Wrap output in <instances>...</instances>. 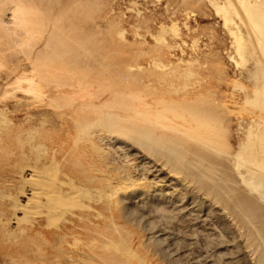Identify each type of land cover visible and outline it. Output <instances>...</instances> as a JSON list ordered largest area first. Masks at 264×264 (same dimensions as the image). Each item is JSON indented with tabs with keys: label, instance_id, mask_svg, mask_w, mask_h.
Masks as SVG:
<instances>
[{
	"label": "rangeland",
	"instance_id": "374dc122",
	"mask_svg": "<svg viewBox=\"0 0 264 264\" xmlns=\"http://www.w3.org/2000/svg\"><path fill=\"white\" fill-rule=\"evenodd\" d=\"M0 264H264V0H0Z\"/></svg>",
	"mask_w": 264,
	"mask_h": 264
},
{
	"label": "bare ground",
	"instance_id": "6f19581e",
	"mask_svg": "<svg viewBox=\"0 0 264 264\" xmlns=\"http://www.w3.org/2000/svg\"><path fill=\"white\" fill-rule=\"evenodd\" d=\"M250 3L253 4V2H249V4ZM255 4H253V5H255ZM16 14H17L18 19H23L24 22H26L25 11L23 9H18ZM23 84H26V87H23L22 86ZM62 87H64V86L61 85V84H56L55 85V84H51V83H45V82H43L41 80L40 81L36 80V75L35 76H31V77H29V76L26 77L25 76L22 79L18 80V88L20 90H22V91H25L26 93H30V94H33V95H37L38 90H39V93H47L49 95H51V94L55 95V93H59V94L61 93L62 94V92H63L61 90ZM251 132H252V130H251ZM252 134L253 133H251V136H252ZM182 135H184V134H182ZM261 140H262V138H261ZM239 164H240V162H239ZM251 166H249V167H251ZM253 167L249 168V171L252 172V173H254L256 171V169L253 168ZM245 168H247V167H245ZM30 171L32 172V178H30L31 179L30 183H32V184L35 183L37 185L36 187H38V188H36L35 186L32 188L31 195L28 197V199H27L28 201H27L26 204L18 205L17 202H14V203H16V205H18V206H16L17 208L15 209V213L18 211V212L23 213L25 216H28V214L31 213L30 211L34 210V211H37L36 214L39 213V215L42 214L45 217H48V218L52 219V218H56V217L65 216L66 214H70L71 210L73 208H78V209H81V210L83 208H85L84 204H81L79 202H82V200H85V199L88 198V196H86L87 193H85L87 191L85 190V192H84L83 191L84 189L82 190L79 186H77V184L74 183L72 179L63 181V180L58 179L55 175L48 174L49 171L45 173V172H42L41 170H39L37 168H34L33 170L31 169ZM257 173H258V171H257ZM260 173H262V172H260ZM260 173H258V174L260 175ZM39 180L41 181L39 183L42 184V186L40 188H42L44 190L42 193H40V191H38V189H39L38 185L39 184L37 182ZM251 180H252V177H251ZM256 180H254V181H256ZM42 189H39V190H42ZM255 193H257V192H255ZM20 195H21V193H20ZM22 195L24 196V194H22ZM87 200H89V199H87ZM19 219H21L20 216H19Z\"/></svg>",
	"mask_w": 264,
	"mask_h": 264
}]
</instances>
